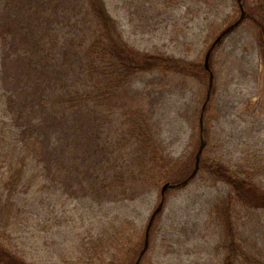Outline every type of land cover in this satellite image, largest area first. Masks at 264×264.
Masks as SVG:
<instances>
[{
  "label": "rangeland",
  "instance_id": "1",
  "mask_svg": "<svg viewBox=\"0 0 264 264\" xmlns=\"http://www.w3.org/2000/svg\"><path fill=\"white\" fill-rule=\"evenodd\" d=\"M53 1L58 16L68 13L69 5ZM105 1L124 38L136 50L197 64L204 63L214 39L241 13L238 0ZM15 2L0 0V27L11 20V4ZM244 5L252 18L229 33L211 57L215 90L205 114L207 145L202 159L226 162L239 175H253L264 188V59L256 22H264V0H244ZM42 16L49 20L45 14ZM60 20V44L63 38L86 43L90 34L87 25L71 17ZM80 20L85 21L83 17ZM54 28L50 33L55 36ZM67 55L72 62V55ZM208 86L209 78L152 71L131 81L126 107L120 104L124 93L114 98L115 107L121 108L110 115L112 135H118L126 119L122 111L131 109L133 114L136 108L142 109L153 125L161 156L191 164L185 174L179 166L174 170L167 167L157 185L145 183L132 200L105 191L101 180L90 175L89 153L83 152L81 146H67L75 138L86 140V133L78 126L53 134L58 138L54 146L67 161L68 180L56 170L49 175L44 161L37 165L33 162L28 177L9 187L7 182L18 167L13 148L15 131L21 125L16 126L4 112L8 103L0 99V204L9 220L0 226V232L12 249L29 264H86L91 249L95 250V264H135L150 216L161 201L162 185L180 182L194 169L201 142L200 114ZM115 147L112 143L111 148ZM125 151L126 148L120 150L121 154ZM124 157L120 159V169L130 162L129 155ZM33 172L38 174L37 180L29 186ZM232 192L229 185L203 166L187 185L168 190L141 264H225L228 249L222 242L231 229L250 254L251 262H245L264 264V209L231 201ZM218 203L232 207L231 215L216 212ZM111 224L124 235L111 240Z\"/></svg>",
  "mask_w": 264,
  "mask_h": 264
},
{
  "label": "trees",
  "instance_id": "2",
  "mask_svg": "<svg viewBox=\"0 0 264 264\" xmlns=\"http://www.w3.org/2000/svg\"><path fill=\"white\" fill-rule=\"evenodd\" d=\"M53 3V0H16L11 4L14 9L11 20L0 27V99L8 103L4 112L10 115L16 126L21 125L15 131L16 145L13 148V155L19 160L18 167L7 185H19L23 177H28L32 163L37 165L42 161L47 165L49 175L56 170L68 180L67 161L60 157L61 153L54 146L58 138L53 134L77 126L83 129L87 138L85 141L72 139L67 146H81L83 152L89 153L90 175L101 180L102 188L114 197L134 199L139 194L137 189L145 183L157 185L167 167L174 170L179 166L182 174L190 171L188 161L161 156L163 153L155 142L153 125L144 110L136 108L133 114L131 109L122 111L126 119L117 130V136L112 135L110 115L121 108L115 107L113 101L122 93L120 104L126 107L130 83L136 76L160 71L207 80L209 74L204 65L136 50L124 38L105 0H62L63 4L69 5L68 13L59 16ZM44 14L49 20H45ZM63 17L79 19L81 25L89 27V38L84 45L75 42L74 38L71 41L70 38L63 41V38L60 44L58 30L62 27L59 24ZM81 17L85 21H81ZM250 18L252 14L247 13L245 20ZM256 22L260 26L258 40L264 59V22ZM53 27L57 31L55 36L50 33ZM67 54L72 55V62L67 60ZM212 90H215L214 86ZM112 136L115 137L111 139ZM112 143L116 144L115 148H111ZM124 148L126 153L121 154L120 150ZM126 154L130 156V162L126 168L120 169V159H125ZM202 166L230 186L233 190L229 197L231 201L264 209V188L253 175H239L223 161L209 163L202 159ZM36 176L38 174L33 172L29 186L34 185ZM170 178L179 180L180 177ZM2 205L0 226L9 221ZM218 205L215 206L216 212L231 215L232 207ZM116 227L111 224V240L125 233ZM4 237L5 234L0 232V264H29ZM222 246L228 249L225 264L251 262L250 254L237 240L234 230L231 229L229 236L223 239ZM89 253L86 264H95V250L91 249Z\"/></svg>",
  "mask_w": 264,
  "mask_h": 264
},
{
  "label": "water",
  "instance_id": "3",
  "mask_svg": "<svg viewBox=\"0 0 264 264\" xmlns=\"http://www.w3.org/2000/svg\"><path fill=\"white\" fill-rule=\"evenodd\" d=\"M238 4H239L240 11H241L239 18L235 22H233L232 24L227 26L222 32H220V34L214 39V41L212 42V44L210 45V47L208 48V50L205 54L203 64H204V69L209 74V86H208L207 98H206L205 103L202 106V110H201V114H200L201 142H200V146L198 148V151L196 153L194 169L184 180H182L180 182H176V183L171 182V181H167L162 185V187H161V201L158 204V206L154 209L153 213L150 216L149 222H148L147 227H146L144 245H143V248L141 249V251L138 255V258H137L135 264H141L142 258L149 248L150 231H151V228L153 226V223L155 221L156 216L163 209V206L165 203L166 192L170 189H173L176 187H183V186L187 185L199 172L202 154H203V151L207 145V140L205 139V134H204L205 133V110H206L207 104L211 98V92H212V88L214 85V72H213L212 67H211V56H212L214 49L218 45V43H220L224 39V37L227 34H229L232 30H234L236 27H238L246 18L247 10H246L245 5H244V0H238Z\"/></svg>",
  "mask_w": 264,
  "mask_h": 264
}]
</instances>
